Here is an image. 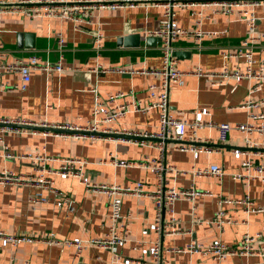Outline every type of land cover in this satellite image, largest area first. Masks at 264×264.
<instances>
[{"label":"crops","instance_id":"obj_1","mask_svg":"<svg viewBox=\"0 0 264 264\" xmlns=\"http://www.w3.org/2000/svg\"><path fill=\"white\" fill-rule=\"evenodd\" d=\"M3 1L13 4L19 0ZM200 11L202 17L198 15ZM255 12L257 33L264 34V6L255 7ZM161 16L162 7L148 0L135 7L97 9L90 24L81 25L59 18L31 19L19 13L1 14L0 41L10 52L9 60H27L36 55L43 61L55 63L62 58L65 67L77 70L51 75L34 71L25 91L14 89L10 92L0 87V118L26 120L48 127L88 126L94 119L96 102H106L111 95L124 96L110 104L109 109L134 100L146 106L151 101L148 86L159 84L160 80L150 74L134 72L161 67V40L151 36L159 29ZM199 19L201 24L197 23ZM177 21L179 26L191 31L200 28L206 34L215 33L201 41L184 37L173 43L181 69L191 71L200 67L205 72H217L224 65L230 69L244 68L242 58H224V54L238 51L249 34L246 20L236 15L214 14L208 6H190L177 10ZM99 22L104 34L100 56L93 49V32ZM261 56L257 49L256 59ZM1 81L16 87L21 78L18 74H5ZM253 85V81L237 84L229 80L223 86L212 88L209 78L188 76L183 87H175L170 92V112L189 123L200 121L232 126L256 123L249 120V110L243 107ZM253 96L264 101V84ZM159 116L157 109L147 113H127L115 121L99 125V131H118V135L108 134L97 139L75 140V133L71 131L49 128L36 131L26 128L22 133L0 132V173L8 170L33 176L36 172L29 160L18 156L45 154L84 160L85 174L98 184L125 187L138 181L155 190L157 180L149 170L119 166L111 161L137 162L145 157H157L158 149L148 145L152 140L141 145L137 143L138 138L123 142L121 135L128 131L156 133ZM198 137L200 144L210 146L212 151L182 152L177 149L178 143L169 141L167 163L179 171L215 164L225 169L226 176L219 181L182 173L167 174L169 186L180 191L195 188L202 193L194 202L182 199L171 206L179 233L161 238L167 264H264V258L260 256H235L218 262L199 255L170 251L185 247L192 240L205 246L217 240L237 245L244 234L264 235V182L230 177L243 172L246 160L264 164V135L257 132L246 135L232 130L228 140L220 144L219 132L204 127L199 130ZM246 137L258 146L248 147ZM183 142L191 144L190 128ZM51 166L57 169L60 164ZM51 179L57 192L55 196L30 183L0 185V233L32 240L3 246L0 238V264H154L149 253L150 245L157 241L151 198L123 196L121 221L128 218L130 223L125 246L110 251L89 245L81 260L77 261L75 249L64 242L74 238L90 241L105 237L112 224L108 198L102 193L88 192L76 178L53 175ZM39 193L50 197V201L44 204L33 202ZM247 197L260 211L247 209L244 204ZM66 198H70L71 203L63 202ZM219 209H222L225 220L222 227L213 223L219 218ZM167 215L168 212L166 219ZM196 219H201L204 224L195 223Z\"/></svg>","mask_w":264,"mask_h":264},{"label":"built area","instance_id":"obj_2","mask_svg":"<svg viewBox=\"0 0 264 264\" xmlns=\"http://www.w3.org/2000/svg\"><path fill=\"white\" fill-rule=\"evenodd\" d=\"M145 0H19L16 3L9 4L0 0V15L6 13H19L27 18H59L73 21L77 25L90 24V20L94 12L100 8H117L124 5L135 7ZM162 7V16L160 18V27L151 36L159 37L161 40V67L156 70H140L135 71L137 74H150L160 80L159 84L152 83L148 86V93L151 101L143 106L139 100H134L125 104H116L113 109L110 104L116 103L117 99L123 97V94L111 95L105 102L97 101L93 110L94 119L88 126H63V127H48L47 125H36L26 120H14L0 118V132L8 131L12 133L25 132L26 128L32 130L42 129H57L65 132L71 131L75 136V140L82 138L97 139L98 136L118 135V131L101 130L100 124H107L118 118L124 117L130 112L147 113L153 109L160 112L159 125L156 133L149 132H124L121 136V141L130 142L131 138H138V144L145 145L147 140H152L148 145L155 147L159 151L157 157H145L137 162H128L113 159L111 162L119 166L135 167L149 170L155 175L157 183L156 189L151 190L142 182H131L125 187H119L116 184H98L91 180L84 172L85 161L79 158H67L62 156H48L45 154H32L18 156L29 160L36 172L35 175L14 174L12 171L5 170L0 173V185L10 183H30L36 188L46 190L50 195H57L56 190L52 186L51 176H68L76 178L88 192L102 193L108 198L109 207L111 210L110 219L112 224L109 227L108 233L103 238H96L90 241H85L80 238L67 240L64 245L75 249V259L80 261L83 253L89 245H94L105 250H113L116 247H123L128 243L130 223L128 218L124 221L121 214L123 196L133 195L138 197H149L152 199L155 209V231L157 241L150 245L149 253L154 259V264H167L164 258V247L161 243V238L178 234L177 222L174 210L171 206L178 200H187L194 202L202 193L195 191V188L190 190H177L173 186H169L166 176L169 173H182L191 175L194 178H216L223 181L226 176L225 169L219 165H211L206 168L192 167L188 171H179L175 166L170 165L166 161L167 142L174 141L178 143L177 149L182 152H207L212 151L210 146L200 144L201 140L198 137V132L204 127L215 128L220 135V144H224L232 130L245 132L250 135L257 132L264 135V101L256 100L254 94L261 90L264 84V34L257 33L258 17L255 12V7L264 6V0H148ZM190 6H208L214 14L225 16H238L246 20L249 27V34L241 42L237 52L228 55L224 54V58L240 57L244 60V68L235 67L230 69L224 65L220 71L205 72L200 67L196 70H183L180 68V62L174 55L173 43L184 37H194L201 41L207 35L200 28L194 31L185 29L179 26L177 21V10L184 9ZM202 17V12L198 13ZM201 24V19L197 21ZM104 34L102 24L99 22L93 32V49L100 56L103 50ZM62 42V39H60ZM259 49L261 58L256 59V50ZM9 51L4 48L3 42L0 41V87L13 92L14 89L22 91L27 90L34 71H42L47 75L53 73L75 72V67H65L62 58L55 63L43 61L36 55L30 56L27 60L17 58L9 60ZM100 68V66H99ZM94 71V70H93ZM5 74H18L21 82L15 86H7L3 84L2 76ZM188 76L207 77L211 80L212 88L223 86L229 80H234L237 84L242 81H253L254 85L250 89V96L244 108L249 110V120L256 123L237 124L235 126L227 123H214L194 121L192 123L174 117L170 112V92L175 87H183L185 79ZM101 116V118H100ZM192 130V142L190 145L184 144L187 130ZM0 142L2 138L0 137ZM248 147H257L250 137H246ZM264 148V145H263ZM59 163L57 169H53L51 164ZM233 180L254 181L259 180L264 182V164L255 163L252 160H246L243 163V172L230 176ZM50 197L39 193L33 202L48 203ZM63 202H70V198H66ZM230 202V201H229ZM232 202V201H231ZM247 209L252 211L257 210L247 197L244 200ZM195 208H193V213ZM168 212V218L165 214ZM194 216V214H193ZM216 220L213 221L218 227H222L223 211L219 209ZM195 223L203 225L201 219H196ZM210 224V223H209ZM0 238L3 246H15L20 241H32L31 238H20L19 236L4 235L0 233ZM139 245H142L140 243ZM144 245V244H143ZM176 253H189L191 255H199L202 258L213 259L218 262L226 261L230 257L235 256H260L264 258V235L244 234L237 245L225 244L220 240L205 246L203 243L192 240L185 247L170 250ZM115 260H118L114 258Z\"/></svg>","mask_w":264,"mask_h":264},{"label":"water","instance_id":"obj_3","mask_svg":"<svg viewBox=\"0 0 264 264\" xmlns=\"http://www.w3.org/2000/svg\"><path fill=\"white\" fill-rule=\"evenodd\" d=\"M81 264H83V263H81Z\"/></svg>","mask_w":264,"mask_h":264}]
</instances>
